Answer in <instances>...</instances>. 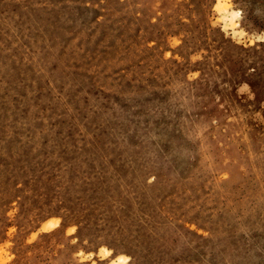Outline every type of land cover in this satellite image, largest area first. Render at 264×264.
Segmentation results:
<instances>
[{"label":"rangeland","instance_id":"1","mask_svg":"<svg viewBox=\"0 0 264 264\" xmlns=\"http://www.w3.org/2000/svg\"><path fill=\"white\" fill-rule=\"evenodd\" d=\"M0 264H264V0H0Z\"/></svg>","mask_w":264,"mask_h":264}]
</instances>
